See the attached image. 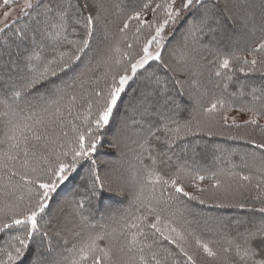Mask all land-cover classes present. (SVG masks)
<instances>
[{
	"label": "snow or ice",
	"instance_id": "obj_1",
	"mask_svg": "<svg viewBox=\"0 0 264 264\" xmlns=\"http://www.w3.org/2000/svg\"><path fill=\"white\" fill-rule=\"evenodd\" d=\"M14 5L17 0H0V8L7 7L0 15V32L20 18L8 20ZM18 6L20 15L31 23L13 33L20 42L17 47L23 48L16 53L21 63L10 61L4 71L15 70L19 82L14 81L0 96V264H24L35 237H48L42 214L59 186L85 161L90 162L89 178L83 197L74 202V215L80 220L78 239L65 249L70 256H57L50 264H264V141L254 138L264 136V87L253 85L245 93L240 81V95L250 96L249 102L234 107L221 95L207 103L197 100L189 119L182 122L176 113L150 128L139 142L140 149L150 152L152 139L162 140L166 148L156 155L150 153L148 164L138 154L140 167L131 166L129 182L112 181L96 168L94 155L103 130L110 125L129 81L151 61L178 70L165 64L161 55L165 29L199 6L203 15L189 25L185 40L212 30L204 0H159L154 6L148 0L127 17L117 34L103 23L102 0H22ZM149 10L153 16L146 26L148 36L141 41ZM133 20L137 23L130 39ZM214 56L217 77L232 81L235 71L264 77V39L246 55L217 52ZM234 62L238 67H233ZM154 83L161 86V93L168 91L167 82L159 76ZM176 84L183 95L179 79ZM233 111L246 113L248 118L239 123L233 117L229 123L228 113ZM199 133L245 139L260 150V175L232 169L189 170L174 148ZM182 151L186 154V146ZM249 155L257 158L255 152ZM204 181L210 184L201 186ZM106 188L125 196L127 206L93 222L85 214L86 207L102 197ZM241 190L254 191L252 199L260 206L244 202L232 206L260 216L237 221L244 230L238 229L235 237L224 234L217 241L203 239L180 207L183 197L201 204L207 202L205 194L208 199L232 201ZM39 260L35 256L32 264Z\"/></svg>",
	"mask_w": 264,
	"mask_h": 264
},
{
	"label": "trees",
	"instance_id": "obj_2",
	"mask_svg": "<svg viewBox=\"0 0 264 264\" xmlns=\"http://www.w3.org/2000/svg\"><path fill=\"white\" fill-rule=\"evenodd\" d=\"M241 1H244L246 4L250 3L249 1L253 3L248 4V6H243L241 5ZM146 2H148V0H102L104 8L106 9L103 23L108 26L111 33L117 34L127 17L131 15L133 11L139 10ZM156 2H159V0H153V6ZM204 3L208 6L209 12L212 11L216 14L215 17L222 19V22H211L210 27L212 30L208 31V33L217 38L221 37L220 35L222 33L219 29L220 27L222 28L223 24V26L226 25L223 34L225 37L221 38V41L215 45L210 42L208 38L210 35L206 36L204 34H202L204 36L203 38L202 36L200 38L188 37L186 41L185 36L189 25L203 15L204 9L197 6L191 11H188V15L182 22V26L176 29L177 31L170 39L169 45L176 51L178 50V55L175 57V60H178V65L176 64L174 68L182 69L188 78L182 79L179 75L176 76L173 71L165 69L162 64L156 61H153L146 66L145 69H141L137 73L136 78L130 82L125 93L122 95V99L116 109L115 114L117 115H114L115 118L113 117L110 127L103 131V137L109 134V138L102 139L94 155V159L97 162L96 168L101 176H107L112 181H119L118 178H122L119 181L120 183L126 182L123 180L129 182L131 172L125 171L128 166L121 168L116 165L115 161L122 160V153L130 150L126 155V158L131 159L129 163L130 167L132 165H135L137 168L140 167L137 156L141 153L144 163H150L148 159L149 154L156 155L158 151L165 149L166 145L162 140L157 141L152 139L150 141L151 149L149 152L147 149L141 150L139 142H141L150 128L161 123L169 116H174L176 113H179L177 118L182 122L189 119L196 106L197 100L201 103H207L213 96L221 95L233 102L234 107H238L242 103L249 102L251 99L248 95H240L241 88L238 82H244L245 93L251 91V86L253 85L256 87H264V77H261L259 73L245 76L239 71H235L232 81H227L225 77L215 76L216 64L214 56L217 52L229 56L233 53L237 55H246L249 50L264 39V16L261 18V14L264 11V0H204ZM246 10L248 13L244 14ZM157 13L160 14V10H157ZM152 16L151 10L147 11L145 14L144 19L146 24L145 28L142 29L141 41L148 36L146 26L147 23L151 22ZM260 18L261 21H259ZM240 19L242 22L241 25L244 24L249 30L248 32L243 30L241 32V38L235 41L234 37L231 36L232 32L228 31V26L231 25L235 30H241V25L239 24ZM30 23L31 20L28 17L20 16L16 23L11 25L10 29H6L5 32L0 33V60L3 62L4 66L13 60L17 63H21L16 53H22L23 48L17 47L20 42L15 38L13 33L17 28H23ZM136 23L135 20L131 21L130 39L132 38V31H134ZM225 38H230L231 42L228 43V45L222 43V41H227ZM185 43L187 45V51L184 49ZM199 46H206L207 48L198 52L196 49ZM136 47L138 49V46ZM183 57H188V64L186 60L184 63L182 62ZM162 58L164 63L169 65L165 52H162ZM247 58L251 59L250 56ZM233 67H238V64L234 62ZM222 71L226 72L227 70ZM203 72H205V77H203ZM9 75L12 74H6L4 76L5 80H0V96L5 94L8 82H19V76L17 78L11 76V79H9ZM155 76H159L161 81L167 82L168 91L166 93H161V86L154 83ZM204 78L212 84L209 94L202 95L200 99H198L197 95H190L192 99L191 102H187L188 98L185 100V98L183 99L181 97L179 86L176 84L178 79L180 82L184 81L185 83L186 88L183 87L184 93L188 91L189 87L198 86L204 81ZM196 81L199 83L197 84ZM225 83L228 85L226 89L224 88ZM152 100H155L160 105L165 103L163 108V113L165 115L160 116L152 114L149 117L142 116L144 112L143 108ZM139 106L144 107L139 108ZM133 114L136 115L134 117L135 120L131 121V116ZM138 116L141 119L139 121L136 120ZM129 122L131 123L129 124ZM127 127L128 134H125V139L124 128ZM232 131H239L243 134L244 130L232 129ZM254 138L258 142L264 141V136L259 134H256ZM105 146H107L108 149H106ZM182 146H186V154L182 151ZM174 151L181 155L189 170L214 172L232 169L233 171L242 172L244 174H253L254 176L260 175L257 170L260 163V150L253 148L245 139H231L228 135L208 136L204 133H199L187 137L185 141L178 142ZM253 152L257 153V158L255 160L249 155ZM89 167L90 162H82L77 172L73 173L66 182L59 186L57 192L52 195L49 208L46 210V214H42L41 219V224L43 228L48 231L49 235L48 237H35L31 246L32 250L29 252L24 264H32L35 256L40 257L37 264H45L42 262L43 260H47L50 264L57 256L71 255L69 252L65 251V249L71 248L72 243L78 239L76 233L80 231L79 217L74 215V202L80 200L84 195V186L89 178ZM126 172H128L129 175L126 174ZM113 175L116 176V180L113 178ZM204 182L205 184L202 185L204 187L210 184L209 181ZM113 187H115V184H113ZM192 189L191 187H186V190L189 192ZM254 195V191H245L243 193V198L235 194V200L217 201L215 199H208V194H205L207 202L204 204L183 197V204H181L180 207L184 210L186 218L191 222V226L203 239L217 241L221 240L224 234L235 237L238 229L242 232L244 230V225H237V221H250L254 217L259 218L260 214L258 212L249 211L248 208L240 209L232 206L236 202H244L249 205V207L254 206L258 208L260 205L256 204L252 199ZM60 200L71 204V208H69L70 210L67 212H64V214H58L54 217V215H52V205ZM125 200L127 201L125 196L118 195L115 192H109L106 188L102 197L93 200L92 203L86 207L85 214L88 215L93 222L101 221L102 217H107L112 212L124 209L127 206V202H123ZM122 202L124 204H122ZM220 202H223L224 206H217ZM107 203L115 204V206L110 208L108 213H104L103 207H105ZM91 211H95L97 215L93 214L95 212ZM5 239H7V237H5ZM65 240L68 241L67 245L64 243ZM2 243L3 242L0 241V244Z\"/></svg>",
	"mask_w": 264,
	"mask_h": 264
},
{
	"label": "rangeland",
	"instance_id": "obj_3",
	"mask_svg": "<svg viewBox=\"0 0 264 264\" xmlns=\"http://www.w3.org/2000/svg\"><path fill=\"white\" fill-rule=\"evenodd\" d=\"M250 3H253L252 1H249ZM178 3H179V0H178ZM241 5H243V6H248V4H250V3H244V1L242 2L241 1ZM19 4H22V0H17V5H14L13 6V10H12V13H11V15L8 17V20L9 21H12L15 17H17V16H21L20 15V6H18ZM263 9H264V7H263ZM5 10H7V7H5V8H0V15H2V13H3V11H5ZM246 13H248L247 12V10L244 12V14H246ZM209 14H210V20H209V25L211 24V22H215V21H218V22H222L221 20V18L220 19H218L217 17H215L216 16V14H214L212 11H210L209 12ZM188 15V11L187 12H185L183 15H182V17L181 18H179L178 20H177V22L175 23V24H170L166 29H165V33H166V36H165V41H164V48H163V50H162V52H165V56H167V61H168V63H169V65H170V68H174L175 66H176V64H177V62H178V60H175V57H177V51L172 47V46H169L170 45V39L173 37V34L174 33H176V29L178 28H180L181 26H182V22L184 21V19H185V17ZM262 17L261 18H263V16H264V11L262 12ZM261 18H260V20L259 21H261ZM241 19L239 20V24L241 25ZM0 27H3V25L2 24H0ZM229 28V30L228 31H231L230 33H231V36L232 37H234V39H235V41L236 40H238L239 38H241V32L244 30V31H246V32H248V30L249 29H247V27L244 25V24H242L241 25V30H238V29H236L235 30V28L234 27H232L231 25H229L228 26ZM225 29H226V25H224L223 26V24H222V28L220 27V29L219 30H221L220 32L222 33L220 36L221 37H219V38H217V37H215V36H211V34H209L208 33V30H206L205 31V33H204V35H210V36H208V38L210 39V42L213 44L214 43V45L215 44H218V42L219 41H221V38H224L225 36H223V34H224V31H225ZM1 33V32H0ZM202 36V38L204 37L203 35H200L199 37H197V38H200ZM226 39V38H225ZM227 41H222V43L223 44H227L228 45V43H230L231 41H230V38L228 39H226ZM187 43V42H186ZM185 43V44H186ZM168 45V46H167ZM181 46V45H180ZM202 46V45H201ZM207 47L206 46H203V47H197V49H196V51H203V49H206ZM206 53V52H205ZM161 55H162V53H161ZM174 59V60H173ZM188 59V57H183V63L185 62V60H186V62H187V64H188V61L189 60H187ZM153 61H151L150 63H152ZM149 63V64H150ZM179 63H180V61H179ZM148 64V65H149ZM8 64H5V66H7ZM148 65H146V66H148ZM178 65V64H177ZM5 66H4V64H3V62L0 60V80H5L4 79V76L6 75V74H9L7 71H4V68H5ZM145 66V67H146ZM176 69H178L177 71H175L174 73L176 74V76H180L182 79H187L188 78V76L186 75V73L184 72V71H182V69L180 70L179 68H176ZM140 71V70H139ZM138 71V72H139ZM137 72V73H138ZM11 76L12 77H18L19 76V73H17L15 70H13L12 72H11ZM204 74H205V72H203V77H205L204 76ZM136 77H134L133 79H135ZM132 79V80H133ZM132 80L131 81H129V84H130V82H132ZM204 81H202V83H200L198 86H194V87H189L188 88V91H186V92H184L183 93V95H181V97L184 99L185 98V100L188 98V100H187V102H191V96H194V95H197L198 96V99H200L201 98V96L202 95H206V94H209V92H210V89H211V86H212V84L210 83V82H208L207 81V79H203ZM206 80V81H205ZM8 82V81H7ZM182 83V85H183V87H185V83H184V81H182L181 82ZM12 83L11 82H8V87H7V89H6V91L9 89V87H10V85H11ZM128 84V85H129ZM128 85L126 86V89H127V87H128ZM186 88V87H185ZM191 93V94H190ZM193 94V95H192ZM123 95V94H122ZM191 95V96H190ZM119 105V104H118ZM164 106H165V103H163L162 105H160V104H158L155 100H152L149 104H147V106H139V108L140 107H144L143 108V114H142V116L143 117H145V116H147V117H149V116H151L152 114H154V115H165L164 113H163V108H164ZM145 109H147V111H145ZM116 113V110L114 111V114H113V117L115 118V116L117 115V114H115ZM115 115V116H114ZM134 115V114H133ZM131 116V121H134L135 119H134V117L136 116V115H134V116ZM228 115H229V123H231V119L233 118V117H235L236 118V120L239 122V123H243V121L244 120H246L247 118H248V116H247V114L246 113H239V112H235V111H233V112H231V113H228ZM113 117L111 118V122H112V120H113ZM143 117H141V118H143ZM137 121H139V120H141L140 118H139V116H138V118L136 119ZM110 122V123H111ZM131 122H129V124H130ZM111 125V124H110ZM110 125L107 127V129L110 127ZM129 130H130V127H129ZM103 131H105V130H103ZM110 131V130H109ZM125 134H128V127L127 128H124V135ZM126 137V135L124 136V138ZM107 139V138H109V134H108V136L106 135V136H104V137H102V139ZM126 139V138H125ZM101 142H102V140H101ZM99 147V146H98ZM106 147V149H108L107 148V146H105ZM130 150H128V151H126V152H123L122 153V160H119V161H115V163H116V165L117 166H120L121 168H124V166H128L126 169H125V171H129V172H131V167H130V165H129V163H130V160L131 159H129V158H126V155L128 154V152H129ZM133 164V163H132ZM135 164V163H134ZM126 174H128V172H126ZM129 175V174H128ZM113 178L116 180L117 178H116V176H114L113 175ZM112 179V178H111ZM120 179H122V178H118V180L120 181ZM123 181H126L127 182V180H123ZM201 183V186L202 185H204L205 184V182H200ZM113 186V185H112ZM191 193H193V194H199V193H197L196 191H195V189H192L191 191H190ZM245 191H243V190H241L240 192H237V193H235L236 195L238 194V196H241L242 198H243V193H244ZM124 203H126L127 201L125 200V201H123ZM122 202V204H124ZM121 204V205H122ZM115 206V204H111V203H107V205L105 206V207H103V212L104 213H108L109 212V209L110 208H113ZM52 209H53V211H52V215H54V217L56 216V215H58V214H64V212H67L68 210H70L69 208H71V204H69V203H66V202H64L63 200H60V201H56V203H54L53 205H52ZM97 211V210H96ZM55 212V213H54ZM91 212H95V211H91ZM93 214H96L97 215V213L95 212V213H93ZM43 263H47V264H49L48 262H47V260H43L42 261Z\"/></svg>",
	"mask_w": 264,
	"mask_h": 264
}]
</instances>
